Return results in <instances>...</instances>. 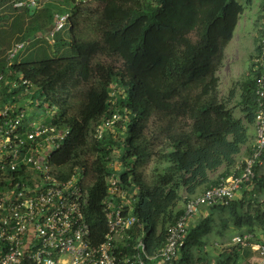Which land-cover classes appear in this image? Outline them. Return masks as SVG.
Here are the masks:
<instances>
[{
  "label": "trees",
  "instance_id": "obj_1",
  "mask_svg": "<svg viewBox=\"0 0 264 264\" xmlns=\"http://www.w3.org/2000/svg\"><path fill=\"white\" fill-rule=\"evenodd\" d=\"M258 1L248 69L227 100L220 97L216 71L244 12L237 0H89L79 5L59 0L36 11L0 14V23L11 20L0 28V50L9 49L12 40L30 42L43 35L55 13L70 14L51 44L42 39V47L20 60L17 54L8 68L2 61L0 73L10 71L13 82L19 75L28 81L31 101L42 97L48 110L59 113L53 123L69 130L50 164L62 179L73 168L84 172V218L92 245H99L106 233L102 201L105 177L112 172L109 161L119 163L114 173L121 184L137 191L133 215L142 226L147 256L163 247L166 228L182 213L180 204L242 173L254 149L248 128L255 129L254 91L260 77L253 63L264 15V0ZM6 90L0 87L4 100L17 95ZM235 98L241 118L228 107ZM114 113L120 115L114 133L93 140L96 128ZM242 148L246 158L238 160ZM149 165L153 169L147 176ZM263 170L264 150L241 185L240 197L208 209L207 217L189 230L173 264H211L207 235L222 237L229 227L255 234L257 225V238L264 242V212L257 210L264 205L258 198L264 197ZM219 213L226 217L217 225L214 215ZM221 253L219 264L240 258L227 249Z\"/></svg>",
  "mask_w": 264,
  "mask_h": 264
},
{
  "label": "built area",
  "instance_id": "obj_2",
  "mask_svg": "<svg viewBox=\"0 0 264 264\" xmlns=\"http://www.w3.org/2000/svg\"><path fill=\"white\" fill-rule=\"evenodd\" d=\"M88 1L74 0L73 4ZM8 4L15 11H36L43 7L38 0H9ZM69 17V13H55L43 35L30 42L13 44L7 52L5 68L34 40L42 38L52 43ZM259 29L258 54L253 60L260 77L254 91L255 140L251 159L246 161L239 176L220 180L218 185L186 201L182 213L166 228L163 247L151 256L145 254L142 226L133 215L137 191L124 187L116 177L117 160L107 163L112 172L105 177L107 189L102 201L106 233L99 245H92L84 218L88 201L84 172L73 168L62 179L59 169L50 164L52 154L62 147L69 130L53 123L54 116L47 120L38 114L28 116L21 105L31 94L30 83L20 75L11 81L10 71L6 75L0 73V87H7L8 95L13 91L17 94L5 100L0 97V264H173L178 261L190 223L202 211L217 205L227 206L235 199L241 185L252 176L254 160L263 153L264 15ZM119 120V114H112L96 128L92 139L102 140L105 132L114 131ZM217 246L235 248L240 258L230 264H264V242L254 233L243 231ZM245 252L247 257L243 256Z\"/></svg>",
  "mask_w": 264,
  "mask_h": 264
},
{
  "label": "rangeland",
  "instance_id": "obj_3",
  "mask_svg": "<svg viewBox=\"0 0 264 264\" xmlns=\"http://www.w3.org/2000/svg\"><path fill=\"white\" fill-rule=\"evenodd\" d=\"M42 5H46L48 3H55L58 4L59 0H38ZM241 5L244 7V12L241 15L239 22L233 32V37L230 43L223 49L222 51V59L220 61V64H218L216 75L219 78V93L220 97L223 100H227L230 94V90L236 85V83L240 80L241 75L248 69V55L252 51V39L255 35L254 29H253V23L256 21L258 12H259V1L258 0H252L250 3V6H247L245 4V0H237ZM9 0H3L0 1V14H5L9 15L11 14L10 5L8 4ZM14 13L13 15H15ZM11 23V20L8 22H3L0 23V28L6 27V24L9 25ZM36 37H40V35H36ZM38 43H34L37 42ZM41 39L35 40L32 44H35L31 46L30 45L25 46L24 49L19 51L17 57L15 60H20L22 58H25L28 54H30L33 51L38 50L39 46L42 47L41 44L44 45V40L43 42ZM17 43L16 40L11 42L9 45V49L12 47L13 44ZM51 44V43H50ZM47 44V45H50ZM8 47L3 48L0 50V63L2 61L4 62L6 66V57H7V52H8ZM53 55V54H51ZM26 102L22 103V109H24L25 113L28 116H33L35 114H38L40 118L47 120L55 115H59V113L56 110L50 111L47 109V106L43 102L42 97H37V99H34L31 101L30 95L26 96ZM235 99L231 100L228 107L233 111V114L237 118H241L240 113L238 109L235 107ZM248 134L250 137V141L254 145V140H255V129L254 127H249L248 128ZM244 151V148H243ZM246 158V155H244V159ZM238 160H242L240 156L238 157ZM153 168V165H149L145 169V174L149 176L151 174V170ZM262 174H264V170L262 171ZM240 195H237V198H239ZM259 198V204H263L264 197L260 195ZM253 210L254 209H249L248 212L250 215H253ZM259 213L264 212V205L258 207ZM246 207L243 209L242 213H245ZM254 216V215H253ZM226 217L224 214H216L214 216V221L217 223H221V220ZM242 230H245V228H235V227H229L222 235V237L216 236L214 233H211L207 235L206 241V252L208 256L211 258V261L213 264H219L222 260H224V257L222 258H217L216 256L219 255L221 252H224V249L221 246H217V244L221 243H226L229 242L230 239L235 236L236 234L241 233ZM255 234L256 235H261V230L260 227L255 225ZM228 251H231L235 253V248L234 247H229L227 248ZM191 264H196L191 263Z\"/></svg>",
  "mask_w": 264,
  "mask_h": 264
},
{
  "label": "crops",
  "instance_id": "obj_4",
  "mask_svg": "<svg viewBox=\"0 0 264 264\" xmlns=\"http://www.w3.org/2000/svg\"><path fill=\"white\" fill-rule=\"evenodd\" d=\"M244 151H243V148H242V150H241V154H240V158L243 160L244 159ZM153 169V168H152ZM223 171V169L222 168H220L217 172H215L214 174H212V175H210V178H214V177H216L217 175H219L221 172ZM180 207H182V210H183V207H184V205L183 206H181V204L179 205ZM209 214V211H208V209L207 210H205V211H202L201 212V214L196 218V219H194V221H192L191 223H190V225H189V230L190 229H192L193 227H195V225L200 221V220H202V219H204L205 217H207V215ZM224 215H226V213H223ZM216 215V214H215ZM214 215V216H215ZM244 230H242V232H243ZM240 233V232H239ZM222 254V253H221ZM218 256V255H217ZM198 263V262H197ZM212 264V263H211Z\"/></svg>",
  "mask_w": 264,
  "mask_h": 264
}]
</instances>
